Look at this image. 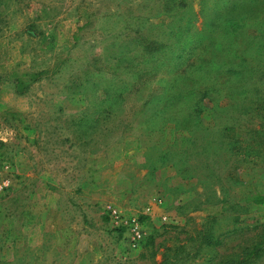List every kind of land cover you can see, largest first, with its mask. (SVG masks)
Instances as JSON below:
<instances>
[{"label":"rangeland","instance_id":"374dc122","mask_svg":"<svg viewBox=\"0 0 264 264\" xmlns=\"http://www.w3.org/2000/svg\"><path fill=\"white\" fill-rule=\"evenodd\" d=\"M222 16L259 18L253 40H240L239 72L228 68L225 50L219 72L206 66L204 81L224 95L217 102L226 109L215 102L198 120L205 135L218 133L214 139L237 125L241 143L237 151L234 143L210 148V160L219 159L214 171L192 161L185 170L187 126L197 120L175 126L155 107L170 71L112 74L110 64L147 40L178 45L186 59L206 54L207 28ZM263 20L264 0H0V264H161L174 253L162 245L185 244L198 253L188 264H207L254 242L263 248L255 264H264V205L251 201L264 195V132L245 134L264 124L260 95L246 89L264 94ZM194 34L198 48L189 42ZM199 68L187 70L189 80ZM238 92L254 98L253 111L231 108ZM225 202L211 222L207 205ZM210 228L223 246L197 250Z\"/></svg>","mask_w":264,"mask_h":264},{"label":"trees","instance_id":"16d2710c","mask_svg":"<svg viewBox=\"0 0 264 264\" xmlns=\"http://www.w3.org/2000/svg\"><path fill=\"white\" fill-rule=\"evenodd\" d=\"M258 18L259 17L256 16H222L213 20V23L209 25V28H207L208 34L210 35V38L213 39V42L208 45L209 47H206V54L201 51L199 55L191 56L190 54L191 57L188 56V58L186 59L182 54L178 52V45H170L159 41L147 40L145 43H143V45H139L140 48L137 53H134L132 50H129L130 48H128V51H123L121 55L114 57V61L111 59L113 61L110 64V72L112 74L119 73L120 68L129 70L130 72H132L136 68L137 73V71H139L140 69L144 71L142 67L150 66V69H147V71H145L146 75H148L154 73L157 68L161 67V65L164 67V69L167 67L168 71H170L173 77L168 83L166 92L161 95V98L155 105V107L156 113H158V117H160L162 120L165 119V121L168 122H175V126L182 125L187 120H197L196 123L193 124V122H191V124H188L187 126V130L191 136L188 141H186V148L183 150V152L184 156H186L188 152L189 153L188 157H184L183 163H180L181 165H183L182 167L185 170L191 169V164L189 163L190 161H192V163H195L193 164L195 165V169H199L200 167L203 169L214 171L215 167H217L216 163L219 159L218 157H216L210 160V155L208 154L211 147H224L225 144L227 146V144L232 145L233 143L235 145H238L237 147L235 146L232 151H237L240 147L239 143L241 142H238L236 138H239L241 135L236 132V129L234 127L237 125H233V128L230 129L233 131V137L232 135H229L226 136L225 139H214V137H216L218 133L213 134L214 131H210L208 135H205L203 131L206 129L200 127L201 125L199 124L198 115L206 110V107L215 102V106L217 107L216 110L222 112L225 111L226 108L219 106V103L217 102V100L225 99L224 95L219 93L220 90L214 88L212 84L204 81L205 74H207L206 66H211L208 74H210L212 71L219 72V70H221L219 68L221 65L220 60L223 59L222 50H225L226 53L230 55L229 62H231V67L228 66V68L231 72H239L240 65H238L234 59L237 58L236 53L241 50L240 44L242 43V41L240 40L243 36L248 39L249 42L253 40V36L249 34L250 31H252V28L250 29V27L256 25ZM260 23L264 24V20ZM182 30L183 28L180 27L176 36H180ZM183 37L184 36L182 35L181 39H183ZM198 38L200 39V37L195 34L189 38L190 43H196V48L200 47L199 44H201L202 42H200L201 39L198 40ZM186 40L188 39L186 38ZM136 57L141 58L142 61L135 64L134 61ZM161 58L163 60L159 61L161 60ZM165 58L167 59L164 60ZM192 58L193 60H190ZM182 59H186V62H184L185 64L180 69H178V64ZM232 60L235 62H232ZM198 63L200 64L201 68H199ZM196 64H198V66H196ZM194 66L199 68L197 69L199 71V75L193 80H189L188 75L191 76L192 74L187 73V70H192ZM251 71H253V69H249V71L247 72L249 73ZM235 83H240V85H242L241 81ZM217 84L219 85V82ZM249 85L250 86H247L248 88L246 89H251L252 92L256 93L257 96L258 94L260 95L257 100V107L264 109V94L260 93L262 92L261 88L258 89L256 88V86H253L251 84ZM251 90L249 92H251ZM216 91L218 92V94L214 95V99L212 94ZM233 95L234 96L230 98V100L233 101V105L231 106V108H233L234 110L239 109L246 112L250 109H252L253 111V107L256 104V101H254L253 97L250 96V100L247 101V96L243 100V93L238 92L237 94ZM149 97L145 100V102L141 106V109H144L147 105H149ZM247 103L251 104V106H246ZM147 121L148 120H146V122ZM259 124L260 122H257L255 124L252 123V128H247L245 134L253 137L254 132H264V124H260L261 126ZM218 132L222 137L224 136V134L222 135L223 130H219ZM242 144L245 145V147H249V149L253 147L251 143L242 142ZM214 150V155H216L217 150ZM175 151V147L168 150H163L160 154V158L172 156ZM199 156H204V158L202 157L201 160H197ZM194 159H196L197 161H195ZM252 199L253 200L251 201L254 205H264V195L260 194ZM226 206H228L226 202L223 204V206H217L215 203L208 204L207 208H209L212 213L207 217L211 220V222H216L218 220V215L220 214V212H218V208L219 210H221L220 208ZM205 211L208 210L206 209ZM223 244L224 243L221 238L216 237L215 233L212 231V228H210L208 231L203 232V235L198 240L197 250H201L203 247L207 248V250H216L217 248L223 246ZM162 246L166 249L167 252L173 250L174 253L172 256H168L165 260H163L161 264H188L191 261H194V259L198 256V253L194 255L187 250L184 251V249L186 248V244L177 247H167V245ZM262 249L263 248L261 244H256L254 242L251 245H247L238 253L226 254L223 256L214 255L212 257H209L207 260V264H255L259 256L262 255ZM180 250L181 253L179 255L178 252ZM164 256L166 257L167 254H165Z\"/></svg>","mask_w":264,"mask_h":264},{"label":"built area","instance_id":"2783aa9c","mask_svg":"<svg viewBox=\"0 0 264 264\" xmlns=\"http://www.w3.org/2000/svg\"><path fill=\"white\" fill-rule=\"evenodd\" d=\"M110 211L112 212L113 219H115V220H120L121 219V216L118 215L117 212L112 211V210H110ZM134 232L136 233V229H134ZM139 238H140V235L139 234H136V237L133 239L134 244L140 243Z\"/></svg>","mask_w":264,"mask_h":264}]
</instances>
